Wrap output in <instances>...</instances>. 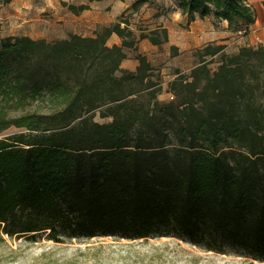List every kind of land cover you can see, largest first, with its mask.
Returning <instances> with one entry per match:
<instances>
[{"label": "trees", "instance_id": "trees-1", "mask_svg": "<svg viewBox=\"0 0 264 264\" xmlns=\"http://www.w3.org/2000/svg\"><path fill=\"white\" fill-rule=\"evenodd\" d=\"M175 2L188 23L214 17L239 32L256 21L248 0ZM112 35L121 46L108 45ZM146 39L162 47L168 32L137 36L120 18L93 37L1 41L0 237L59 245L176 236L264 263V47L228 55L208 45L189 74L166 84L136 54ZM128 52L134 72L122 68Z\"/></svg>", "mask_w": 264, "mask_h": 264}, {"label": "rangeland", "instance_id": "rangeland-1", "mask_svg": "<svg viewBox=\"0 0 264 264\" xmlns=\"http://www.w3.org/2000/svg\"><path fill=\"white\" fill-rule=\"evenodd\" d=\"M136 1L110 0V3L106 5L107 7L100 9V12L105 15L106 21H115L119 16L124 18L129 22L133 31H148L159 25L161 27L165 25L170 30L181 29L185 30L186 33L189 31L185 19L171 9L169 0H159V2L153 0L152 3L141 7L139 13L132 11L126 14L127 6ZM63 3L81 6L88 5V0L23 1V5L28 6V13H30V10L35 11V9H30L29 6H35L37 11L34 13V18L36 20L43 19L44 16H50L53 19L52 8L56 5L71 13L63 6ZM155 3L156 6H159L158 8L147 6ZM6 5L0 0V16L3 15L2 11H6ZM44 8L45 11H43ZM148 9H151L149 14L143 13ZM157 11L158 13H155ZM141 14L143 15L141 16ZM156 16H161L157 22L154 21ZM3 26L6 27V25H0V27ZM86 31L87 36H93L96 33H91L92 30ZM178 40L179 36H175L173 39L174 42ZM112 44L113 41L110 42L109 46H112ZM177 50H179V47ZM172 54L173 52L169 51L167 46L148 56V59L155 68L161 70V73L169 72V70L172 72L175 66L189 69L193 65L190 55L188 57L184 54L183 57L180 56L174 59ZM170 63L171 65L168 66ZM211 68L215 69L216 65H212ZM160 101L168 103L167 94L160 96ZM95 121L103 124L109 123L111 120L101 119L99 113H97ZM224 250V253L208 252L202 247L194 246L176 236L138 241L106 237L87 242H71L59 245L47 241L29 243L24 239L9 240L7 237L2 236L0 237V264H264L244 255L241 251L230 248Z\"/></svg>", "mask_w": 264, "mask_h": 264}, {"label": "crops", "instance_id": "crops-1", "mask_svg": "<svg viewBox=\"0 0 264 264\" xmlns=\"http://www.w3.org/2000/svg\"><path fill=\"white\" fill-rule=\"evenodd\" d=\"M23 1L24 0H12L6 5V11L1 12L3 15L1 14L0 16V25H6V27H0V43L5 38L15 37H29L35 40L44 39L49 42L67 39L71 34L93 37L94 35L87 36L86 30H92L91 33L94 34L101 28L110 26L121 18L119 16L115 21H106V18L104 17L105 15L100 12V9L107 7L106 5L110 3V0H102L101 2L95 3H90L88 0V4L91 5L92 9L87 10L80 15L69 13L59 5H56L52 8L53 19L50 16H44L45 18L43 17V19L39 18V20H36L34 18V13L37 11L35 6H29L30 9H35V11L30 10V13H28V6L23 5ZM157 2H159V0ZM169 2L171 9L174 10V13L182 16L177 10L175 0H169ZM248 3L252 6L256 14V21L254 25L248 29V31L235 32L229 30L227 22L217 23L214 17L206 18L204 20L198 19L195 22L188 23L187 19L182 16V18L185 19L187 28L189 29L187 33L185 30L181 29L170 30L165 25L162 27L159 25L151 30L144 31L145 33H148L152 30L166 29L168 32V43L162 47H158L154 46L148 39L140 41L137 45L138 51L136 54L138 53L146 56L148 59V56L155 54L160 49L168 46L169 51H171L172 47H179L178 55L174 57V59L179 58L180 56L183 57L184 54L188 57L190 55L193 65L189 69H185L181 66H175L172 72H170V70L169 72H165L167 74L162 72L164 82L167 84L177 78L178 72L181 74H189L197 64L194 56L195 52L208 45H223L225 46L224 52L228 55L237 54L243 47H264V0H248ZM133 4L134 3H131L130 6H127L125 12L126 14L132 12ZM147 6L159 7L158 5L156 6V3ZM150 10L151 9H148L143 13L149 14ZM43 11H45V8ZM155 13H158V11ZM142 15L143 14H141V16ZM46 18L50 20H47ZM160 18L161 16H156L154 21L157 22ZM171 31L174 33L172 34ZM134 32H137V36L142 33V31L138 32L137 30H134ZM175 36H179V40L176 42L173 41ZM112 41V46H121L122 41L118 36L112 35L108 40V45ZM136 54L135 52H128L129 57L122 64L123 69L132 72L137 69L139 62L134 58ZM148 60L150 61V59ZM170 65L171 63L168 64V66Z\"/></svg>", "mask_w": 264, "mask_h": 264}, {"label": "built area", "instance_id": "built-area-1", "mask_svg": "<svg viewBox=\"0 0 264 264\" xmlns=\"http://www.w3.org/2000/svg\"><path fill=\"white\" fill-rule=\"evenodd\" d=\"M171 100H173V97H171Z\"/></svg>", "mask_w": 264, "mask_h": 264}]
</instances>
